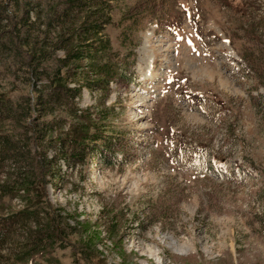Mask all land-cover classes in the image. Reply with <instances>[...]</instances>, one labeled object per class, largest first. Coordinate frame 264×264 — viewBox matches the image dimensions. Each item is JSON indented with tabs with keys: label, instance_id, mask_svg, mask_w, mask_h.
I'll return each instance as SVG.
<instances>
[{
	"label": "rangeland",
	"instance_id": "374dc122",
	"mask_svg": "<svg viewBox=\"0 0 264 264\" xmlns=\"http://www.w3.org/2000/svg\"><path fill=\"white\" fill-rule=\"evenodd\" d=\"M102 1L111 7L105 59L127 63L131 77L115 76L102 93L81 81L77 103L107 113L110 150L89 165L66 162L55 156L59 146L20 128L14 136L24 152L53 161L43 179L34 162H3L0 186H19L26 172L32 183L41 181L42 205L60 211L61 222L94 226L86 236L96 237L103 264H264V0ZM0 4L7 19L19 18L12 0ZM8 29L5 20L0 37ZM28 71L11 51L0 53V94H30ZM7 199L0 206L12 212L26 205L21 196ZM103 211L119 222L114 241L103 224L94 225ZM41 225L48 229L46 220ZM35 228L8 233L0 264H45L34 251L35 262L13 255L30 249ZM78 239L69 235L49 261L74 264L77 249L68 244L84 241Z\"/></svg>",
	"mask_w": 264,
	"mask_h": 264
},
{
	"label": "trees",
	"instance_id": "16d2710c",
	"mask_svg": "<svg viewBox=\"0 0 264 264\" xmlns=\"http://www.w3.org/2000/svg\"><path fill=\"white\" fill-rule=\"evenodd\" d=\"M35 1L12 0L15 9L20 13L17 19L13 15L17 20L15 23L13 18H6V5L0 4V24L7 20L9 26L11 25V29L3 32L0 37V53L11 51L15 64L18 62L27 66L30 80L33 78L34 82L30 94L15 100L5 92L0 94V173L3 162L26 163V167L34 162L38 177L40 175L42 178L43 169L52 163L53 157L46 158V161H34L33 156L30 157L31 151L24 152L23 147L15 140L17 136L14 133L21 128L24 135L30 133L34 140L45 142L51 147L59 146L55 156L66 162L85 166L96 157L102 161L105 152L111 147L107 132V128L111 127H106L108 115H99L96 107L81 108L78 105L77 100L81 97L82 90L80 82L84 81V85L89 88L93 87L88 83H93L98 92L102 93L115 76L130 79L131 74L126 76L127 63L112 66L110 60L105 59V53L110 47V40L106 35V26L111 24L110 6H106L108 9L103 8L101 2H96L98 0ZM98 3L101 5L97 6ZM32 4L35 5L34 8L31 7ZM35 7L43 9L36 12L38 9L35 10ZM91 8L93 12L88 15ZM32 11L34 21H30ZM59 50L63 52V56L53 57L52 54ZM91 76L94 78L88 81ZM101 106L106 111L105 105ZM31 117L34 120L26 124L25 121ZM47 117L51 118V122L45 120ZM8 126L14 128L13 133L4 129ZM114 153L111 152L112 155ZM42 158L45 156L42 155ZM23 168L18 167V170ZM26 173L18 175L16 183L19 186H11L6 182L0 186V202L5 197L12 201L21 196L26 203L23 209L15 212L11 211L10 205L0 206L3 209L2 214L8 212L6 217L0 215V246L8 241V233H12L15 226H22L23 234H29L31 227H37L34 232L35 239L29 244L30 249H26L21 255H13L33 262L34 251V258L43 260L45 264H59L57 261H49L51 252L54 248L65 250L68 236L79 234L78 240L84 237L83 242L68 244L77 249L76 255L79 259L75 258L74 264H103L96 247V237L93 236L92 239L86 236L89 235L88 232L90 235L94 234V226H88L87 222H77L73 226L65 221L61 222L60 211L56 214L47 203V206L42 205L45 191L44 186L40 188L41 181L32 183L29 176L22 175ZM30 176L34 178L36 174ZM22 190L26 194H20ZM41 219L48 223L46 231L41 227ZM99 224L104 225L107 238L113 241L117 238V217L106 216L103 211L94 225L96 227Z\"/></svg>",
	"mask_w": 264,
	"mask_h": 264
}]
</instances>
